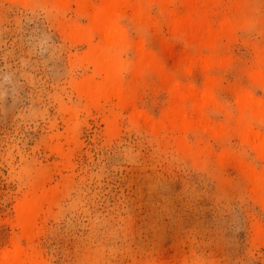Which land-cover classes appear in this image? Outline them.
Listing matches in <instances>:
<instances>
[{"label": "rangeland", "instance_id": "1", "mask_svg": "<svg viewBox=\"0 0 264 264\" xmlns=\"http://www.w3.org/2000/svg\"><path fill=\"white\" fill-rule=\"evenodd\" d=\"M76 1L0 0V264L14 250L37 264H264V185L253 182L264 160L236 130L237 98L264 96L253 79L264 72V0L191 10L136 0L144 19L130 8L120 19L122 78L135 80L127 66L138 44L158 69L137 77L123 102L81 91L86 79L102 81L88 58L99 37L74 32L90 26L86 8L100 0H81L84 10ZM235 15L242 22L229 37L196 47L198 25ZM210 79L217 104L203 125L174 128L172 88L199 92ZM41 193L26 237L18 204Z\"/></svg>", "mask_w": 264, "mask_h": 264}, {"label": "bare ground", "instance_id": "2", "mask_svg": "<svg viewBox=\"0 0 264 264\" xmlns=\"http://www.w3.org/2000/svg\"><path fill=\"white\" fill-rule=\"evenodd\" d=\"M53 1L61 7L65 6L69 1L71 2V0ZM156 1L164 3L166 0ZM179 1L190 7V10L196 9L207 2H218V0ZM76 2L77 4L79 3L78 6L84 7V1L77 0ZM82 8L81 10H84L85 7ZM127 8L132 9V18L136 21L144 19V11L137 5L136 0H100L99 5L94 7L92 11L86 8L85 13L90 19V26L85 29L77 28L74 32L78 38L88 43L91 42L93 35H98L99 37L97 44L92 43L90 45L89 43L88 54L90 56L88 58H91V62L96 71H98L97 74L102 75V81L96 82L93 79H86L81 84V91L92 101L112 96L123 102L126 95L133 90L137 77H140L147 68L158 69L154 53L145 50L142 44H138L135 47L137 58L127 66L135 80L132 83L122 78L124 63L120 53L128 40L125 30L120 24V19ZM240 22H242L240 16L235 15L232 18L225 19L218 27L212 28L209 25L200 27L198 25L197 29L200 28L203 34L197 36L196 47L199 49L201 46L212 45L221 36L229 37ZM183 39L189 45L194 43V40ZM215 58V55L207 56L204 59L206 65H214ZM260 64L264 66V54L260 57ZM253 79L264 90V72L261 69L253 74ZM172 91L177 94L176 96L179 100L176 101L169 111L171 125L184 131L190 127L202 126L206 118L205 109L216 103L213 81L210 79L204 89L199 92H191L189 89L177 85L172 88ZM184 99L192 101L191 105H189L190 107H187L182 102ZM237 103L236 130L242 141L250 145L257 155L264 160V131L255 128V126L264 127V96L256 97L250 92H245L237 98ZM211 132L215 136L223 133L221 129H214ZM253 182L256 185L255 187H257L256 189L260 191L262 185H264V173H254ZM46 199L47 195L41 193L31 198H26L18 204L19 220L26 237L30 236L40 206ZM5 258L6 264H37L35 259L21 250L6 253Z\"/></svg>", "mask_w": 264, "mask_h": 264}]
</instances>
